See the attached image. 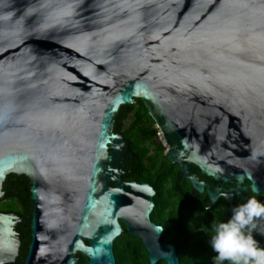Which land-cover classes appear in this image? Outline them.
<instances>
[{"label": "water", "instance_id": "water-1", "mask_svg": "<svg viewBox=\"0 0 264 264\" xmlns=\"http://www.w3.org/2000/svg\"><path fill=\"white\" fill-rule=\"evenodd\" d=\"M139 99L194 190L190 164L238 185L230 204L246 181L264 193V0H0V196L7 175L29 180L24 264H116L118 218L150 264H181L151 221L153 188L107 166L116 116ZM22 223L0 213V264Z\"/></svg>", "mask_w": 264, "mask_h": 264}, {"label": "trees", "instance_id": "trees-1", "mask_svg": "<svg viewBox=\"0 0 264 264\" xmlns=\"http://www.w3.org/2000/svg\"><path fill=\"white\" fill-rule=\"evenodd\" d=\"M127 107H130L131 114L126 124L122 126L125 129L124 137L138 158L137 162L141 164L138 165L139 169L135 163L133 164V179L139 182L147 181L156 189L154 219L158 225L164 227L162 240L175 245L181 264H228L227 261L217 262L215 260L216 254L210 245V239L215 234V226L221 222H225L222 216L207 214L202 208V212H200L202 213L201 219L198 222H186L182 220V223H176V221L167 222L164 219V216L168 215L166 211L168 207H172L176 211L179 209L183 211L185 206H177L175 196L168 195L166 193L167 189L164 186L169 178L174 180L177 173L172 174L171 165L163 155L165 147L161 143H159V148L155 149V155L148 156L149 148H154L155 146L154 139L157 137L158 130L142 100L139 99L131 106L121 107L115 122L121 123L123 116L127 115ZM246 184L250 185V182L246 181ZM10 208L17 209L14 204ZM253 224L254 227L249 226L245 231L250 230L254 236L260 228L258 219L254 220ZM114 254L116 264H150L149 254L142 240L127 232L116 239ZM82 264L86 263L83 262ZM158 264L167 263L160 261Z\"/></svg>", "mask_w": 264, "mask_h": 264}, {"label": "flooded vegetation", "instance_id": "flooded-vegetation-1", "mask_svg": "<svg viewBox=\"0 0 264 264\" xmlns=\"http://www.w3.org/2000/svg\"><path fill=\"white\" fill-rule=\"evenodd\" d=\"M126 112H127V115L123 116V119L120 124L115 122V129H114V132L118 133L122 137L124 144L121 147L120 153L110 151V155L114 157V161L110 164H107V166H110L113 168L118 167L120 169L122 182L147 184L153 188V190L155 191V196H156V189L149 182L147 181L139 182L138 180L133 179V176H134V170H133L134 165L133 164L135 163L137 168L139 167L138 165H141V164L137 162L138 158L133 153V151L131 150V145L127 142L126 138L124 137L125 129L122 126L126 124L128 117L131 114L130 107L129 108L127 107ZM154 143H155L154 148L150 147L148 150L149 157L154 156L155 149L159 148L160 141L158 140L157 137L156 139H154ZM168 150H169V147H167L163 153L166 159H168L167 157ZM169 163L171 165L170 169H171L172 174L177 173V176L174 180L172 178H169L168 182L164 185L167 189L166 193H168V195L175 196V203L177 206L178 205H180V207L182 205H185V206H184L183 211L180 209L176 211L174 210V208L168 207L166 210L168 215L164 216V219L167 222L176 221V223H182V220L186 222H198L201 219L200 216L202 213L200 212H202V208L204 209L205 213L222 216L225 222H227V220H229L232 216V212L229 211L231 206L235 208L237 205L245 203L250 197H255L256 199L264 203V193L254 194L250 188L251 183L250 185H247L245 182L244 184L241 185V187L247 186L248 190L242 192V194L240 195H235L232 203L230 204V202H228L224 198V194L227 191L238 188V185L216 181L212 177L206 174H203L197 165L190 164L189 175H196L199 182L205 183V191L204 193H200L194 190L192 188L190 181L186 179L179 172L178 165L172 164L170 161ZM116 185L117 183L114 181L112 182L110 181L108 183V186L110 188H114ZM29 190H30L29 180L24 175H19V176H16L14 174L7 175L1 187L0 213L14 214L23 220L22 224H17L15 227L16 232L19 234L20 246L18 250V255L15 258L14 264H24V261L28 254L29 245L31 242V232H32L31 223H32L33 202H32L31 193ZM216 191L218 192V199L215 204H212L211 200L208 197V194L212 192H216ZM155 196H154V203H155ZM13 204L17 209L14 210V208L13 209L10 208L11 205L13 206ZM155 207H156V204H155ZM155 207L150 215V218L154 224L158 225V223L154 219ZM258 222L260 226L258 230L259 232L261 229L260 218H258ZM118 223L120 224L123 230L120 236H122L126 232L129 233L127 229V225L120 218H118ZM256 235L253 236L254 239ZM184 238L186 239L185 236ZM162 239H163V236H162ZM86 244L88 245L87 242ZM259 246L263 248L262 244H259ZM73 256L75 259L78 260V264H82L83 262L87 264L88 262V259L78 252L74 253ZM2 264H9V263H2Z\"/></svg>", "mask_w": 264, "mask_h": 264}, {"label": "clouds", "instance_id": "clouds-1", "mask_svg": "<svg viewBox=\"0 0 264 264\" xmlns=\"http://www.w3.org/2000/svg\"><path fill=\"white\" fill-rule=\"evenodd\" d=\"M262 217L264 203L255 197L233 208L231 218L216 225L210 239L215 260L228 264H264V248L259 246L250 230L245 231L249 226L254 227V220Z\"/></svg>", "mask_w": 264, "mask_h": 264}, {"label": "rangeland", "instance_id": "rangeland-1", "mask_svg": "<svg viewBox=\"0 0 264 264\" xmlns=\"http://www.w3.org/2000/svg\"><path fill=\"white\" fill-rule=\"evenodd\" d=\"M158 134H159V133H158ZM160 134H161V133H160ZM160 134H159V136H158V140H159L160 143L163 145V147L167 148V144H166V142H165L163 136H161Z\"/></svg>", "mask_w": 264, "mask_h": 264}, {"label": "built area", "instance_id": "built-area-1", "mask_svg": "<svg viewBox=\"0 0 264 264\" xmlns=\"http://www.w3.org/2000/svg\"><path fill=\"white\" fill-rule=\"evenodd\" d=\"M160 134V133H159ZM159 134H158V136H159ZM161 136H162V134H160Z\"/></svg>", "mask_w": 264, "mask_h": 264}, {"label": "bare ground", "instance_id": "bare-ground-1", "mask_svg": "<svg viewBox=\"0 0 264 264\" xmlns=\"http://www.w3.org/2000/svg\"><path fill=\"white\" fill-rule=\"evenodd\" d=\"M166 149V148H165Z\"/></svg>", "mask_w": 264, "mask_h": 264}]
</instances>
